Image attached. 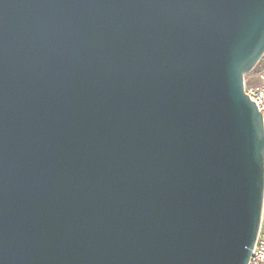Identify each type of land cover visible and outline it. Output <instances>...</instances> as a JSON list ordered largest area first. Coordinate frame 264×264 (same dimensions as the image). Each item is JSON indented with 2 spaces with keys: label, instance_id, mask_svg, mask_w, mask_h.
I'll return each instance as SVG.
<instances>
[{
  "label": "water",
  "instance_id": "obj_1",
  "mask_svg": "<svg viewBox=\"0 0 264 264\" xmlns=\"http://www.w3.org/2000/svg\"><path fill=\"white\" fill-rule=\"evenodd\" d=\"M264 0H0V264H248Z\"/></svg>",
  "mask_w": 264,
  "mask_h": 264
},
{
  "label": "built area",
  "instance_id": "obj_2",
  "mask_svg": "<svg viewBox=\"0 0 264 264\" xmlns=\"http://www.w3.org/2000/svg\"><path fill=\"white\" fill-rule=\"evenodd\" d=\"M243 92L255 104L264 122V65L259 73L251 72L244 78ZM248 264H264V202L261 225Z\"/></svg>",
  "mask_w": 264,
  "mask_h": 264
},
{
  "label": "rangeland",
  "instance_id": "obj_3",
  "mask_svg": "<svg viewBox=\"0 0 264 264\" xmlns=\"http://www.w3.org/2000/svg\"><path fill=\"white\" fill-rule=\"evenodd\" d=\"M264 61V60H263ZM264 63V62H263ZM261 64V65H260ZM263 65L262 63H259V65L257 64V67H255L256 69L254 70V74H257L260 72V70L262 69Z\"/></svg>",
  "mask_w": 264,
  "mask_h": 264
},
{
  "label": "trees",
  "instance_id": "obj_4",
  "mask_svg": "<svg viewBox=\"0 0 264 264\" xmlns=\"http://www.w3.org/2000/svg\"><path fill=\"white\" fill-rule=\"evenodd\" d=\"M264 61H262V60H260L259 61V63H262V65H264V63H263ZM259 63H258V65H259ZM261 65V64H260ZM257 67V66H256ZM256 68H254V70H255ZM254 70L252 71V72H254Z\"/></svg>",
  "mask_w": 264,
  "mask_h": 264
}]
</instances>
